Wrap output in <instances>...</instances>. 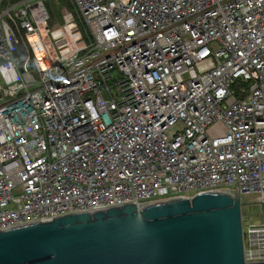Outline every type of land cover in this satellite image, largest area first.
I'll use <instances>...</instances> for the list:
<instances>
[{"label": "built area", "instance_id": "obj_1", "mask_svg": "<svg viewBox=\"0 0 264 264\" xmlns=\"http://www.w3.org/2000/svg\"><path fill=\"white\" fill-rule=\"evenodd\" d=\"M3 1L0 230L238 187L264 262V0Z\"/></svg>", "mask_w": 264, "mask_h": 264}, {"label": "water", "instance_id": "obj_2", "mask_svg": "<svg viewBox=\"0 0 264 264\" xmlns=\"http://www.w3.org/2000/svg\"><path fill=\"white\" fill-rule=\"evenodd\" d=\"M242 203L237 187L0 230V264H264L246 261Z\"/></svg>", "mask_w": 264, "mask_h": 264}, {"label": "rangeland", "instance_id": "obj_3", "mask_svg": "<svg viewBox=\"0 0 264 264\" xmlns=\"http://www.w3.org/2000/svg\"><path fill=\"white\" fill-rule=\"evenodd\" d=\"M43 2L45 4L46 9L49 12V15H50V19L47 22V25L50 28L56 27L58 25H61L63 23L62 16L66 12H71V11L74 12V14H75V16L77 18V21L78 22L80 21L78 19L79 16L77 14V11H76V8H75V4H74L73 0H43ZM60 17H61L62 22L60 20ZM80 22H82V21H80ZM82 24H84V23L82 22ZM87 32H85V33L83 32V33L85 35H87ZM31 72L38 78V74H37L36 71L31 70ZM0 84L2 86L4 85V83H3L1 78H0ZM251 202H252V198L251 197L243 198L242 213L245 216H248V217L252 218V217L258 215V213L260 212V209H259V207L252 205ZM253 223L256 224L257 222L253 221Z\"/></svg>", "mask_w": 264, "mask_h": 264}, {"label": "trees", "instance_id": "obj_4", "mask_svg": "<svg viewBox=\"0 0 264 264\" xmlns=\"http://www.w3.org/2000/svg\"><path fill=\"white\" fill-rule=\"evenodd\" d=\"M19 0H4L3 1V7H5L6 5H8V4H13V3H16V2H18ZM75 9V8H74ZM72 12V11H71ZM73 14H74V12H72ZM75 15V14H74ZM77 19V18H76ZM79 19V18H78ZM60 20H61V17H60ZM63 20V19H62ZM62 20H61V22H62ZM80 20V19H79ZM79 23V27H80V29H81V31L82 32H87V28H86V26L84 25V24H82V22H78ZM241 85H243L242 83H241V81L240 82H237V84H236V88L238 89V87H240ZM246 85H247V83H246Z\"/></svg>", "mask_w": 264, "mask_h": 264}, {"label": "bare ground", "instance_id": "obj_5", "mask_svg": "<svg viewBox=\"0 0 264 264\" xmlns=\"http://www.w3.org/2000/svg\"><path fill=\"white\" fill-rule=\"evenodd\" d=\"M44 64V63H43Z\"/></svg>", "mask_w": 264, "mask_h": 264}]
</instances>
